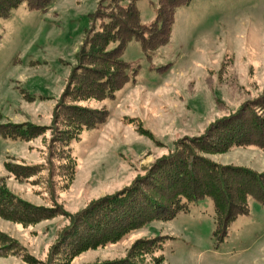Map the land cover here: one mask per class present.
<instances>
[{
    "label": "rangeland",
    "instance_id": "rangeland-1",
    "mask_svg": "<svg viewBox=\"0 0 264 264\" xmlns=\"http://www.w3.org/2000/svg\"><path fill=\"white\" fill-rule=\"evenodd\" d=\"M100 1L53 0L41 11L20 4L0 18V126L15 133L0 136V185L49 215L34 222L0 215V264L117 261L137 240L155 237H163L162 246L136 253L134 261L264 264V207L253 197L223 241L213 236V201L206 197L114 242L70 258L61 250L72 219L93 201L131 188L156 160L264 92V0H192L175 10L168 42L148 56L139 41L126 43L120 58L128 64V79L112 97L65 100L107 113L97 126L76 127L60 96L86 34L102 25V18L92 17ZM135 5L142 25L155 20L156 0ZM200 154L219 165L264 172V150L254 144ZM6 162L29 170L16 177ZM95 233L81 229L64 238Z\"/></svg>",
    "mask_w": 264,
    "mask_h": 264
},
{
    "label": "trees",
    "instance_id": "trees-1",
    "mask_svg": "<svg viewBox=\"0 0 264 264\" xmlns=\"http://www.w3.org/2000/svg\"><path fill=\"white\" fill-rule=\"evenodd\" d=\"M52 1L0 0V18L8 17L20 4L41 11L47 9ZM136 1L101 0L93 13L92 17L102 18V25L98 31L92 29L86 34L76 54L77 65L60 96L61 108L73 114L76 127L97 126L107 113L104 109L71 106L65 100L112 97L128 79V64L120 58L126 43L133 39L139 41L142 51L148 56L168 42L175 10L189 5L192 0H156V17L149 25L140 23ZM0 127V136H15L14 132L5 131L8 125ZM251 144L264 150V92L258 98L244 102L235 113L212 123L205 134L179 144L172 153L156 160L149 173L136 179L131 188L93 201L72 219L73 227L70 225L66 230L61 250H65L70 258L88 248L114 242L130 230L153 220L172 219L179 212L187 211L189 203L206 197L213 201V236L223 241L229 223L246 213L248 197H253L264 207V172L219 165L200 153L221 152L232 146ZM5 168L19 178L29 170L28 166L9 162L5 163ZM17 210L23 214H18ZM41 210L45 214L50 212ZM0 215L22 222H34L49 216L15 198L3 184L0 185ZM91 227L96 232L94 236L69 238L67 241L64 238L79 233L81 229L84 233L92 232L89 231ZM162 238L139 239L125 259L94 264H141L134 261L135 254H151L162 246ZM159 259L155 258V261Z\"/></svg>",
    "mask_w": 264,
    "mask_h": 264
}]
</instances>
